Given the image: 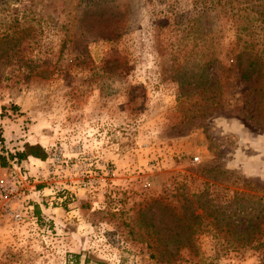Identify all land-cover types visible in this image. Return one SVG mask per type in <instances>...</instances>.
Wrapping results in <instances>:
<instances>
[{"label":"rangeland","instance_id":"obj_1","mask_svg":"<svg viewBox=\"0 0 264 264\" xmlns=\"http://www.w3.org/2000/svg\"><path fill=\"white\" fill-rule=\"evenodd\" d=\"M194 45L217 58L202 79ZM233 45L204 0H0L3 148L46 153L0 164L26 200H0V264H264V126Z\"/></svg>","mask_w":264,"mask_h":264},{"label":"trees","instance_id":"obj_2","mask_svg":"<svg viewBox=\"0 0 264 264\" xmlns=\"http://www.w3.org/2000/svg\"><path fill=\"white\" fill-rule=\"evenodd\" d=\"M204 1H208L213 8H220L227 14L234 35V45L227 54L234 58L236 66L234 72L238 73L240 82L249 87L243 94L244 101L240 109L250 113V116L245 114V118L260 122L264 126V0ZM208 36L209 34L205 33L203 37ZM193 48L196 49L198 46L194 45ZM198 49H201V54L198 61L192 64V68L198 69V77L202 79L206 77L211 68L215 67L217 58L214 49L210 46H202ZM199 88V98L204 100L205 95H209L207 99L210 103L207 111L223 107L219 93L210 92V88H219L218 83L214 86V84H208L207 81L198 80L194 89ZM201 95L205 98L200 97ZM3 143L0 130V150L2 151L0 164L3 167L8 165V160L20 164L28 157L41 160L46 158V153L38 145L24 144L22 151L10 154L4 151ZM4 153H7V156Z\"/></svg>","mask_w":264,"mask_h":264},{"label":"built area","instance_id":"obj_3","mask_svg":"<svg viewBox=\"0 0 264 264\" xmlns=\"http://www.w3.org/2000/svg\"><path fill=\"white\" fill-rule=\"evenodd\" d=\"M197 161V159H195ZM15 171H20V167L15 166ZM26 178H24L25 180ZM24 186L21 176L14 174L11 179H8L6 182L0 184V200L4 203V207L10 209L9 204H17L18 210H9L14 213V217L17 219L21 218V212L24 210L25 195H24Z\"/></svg>","mask_w":264,"mask_h":264}]
</instances>
